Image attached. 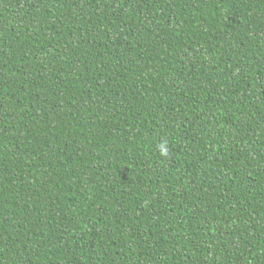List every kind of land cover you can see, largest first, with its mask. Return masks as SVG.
Wrapping results in <instances>:
<instances>
[{
	"label": "trees",
	"instance_id": "trees-1",
	"mask_svg": "<svg viewBox=\"0 0 264 264\" xmlns=\"http://www.w3.org/2000/svg\"><path fill=\"white\" fill-rule=\"evenodd\" d=\"M0 264H264V0H0Z\"/></svg>",
	"mask_w": 264,
	"mask_h": 264
},
{
	"label": "clouds",
	"instance_id": "clouds-1",
	"mask_svg": "<svg viewBox=\"0 0 264 264\" xmlns=\"http://www.w3.org/2000/svg\"><path fill=\"white\" fill-rule=\"evenodd\" d=\"M157 151L159 152L161 157H163L164 159H170L171 158V149L169 147V144H168L167 140H162L157 145Z\"/></svg>",
	"mask_w": 264,
	"mask_h": 264
}]
</instances>
